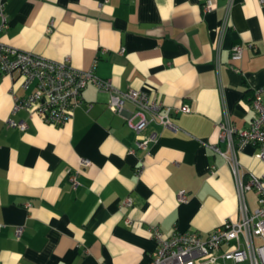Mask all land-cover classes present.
<instances>
[{
	"label": "crops",
	"instance_id": "0c3cea01",
	"mask_svg": "<svg viewBox=\"0 0 264 264\" xmlns=\"http://www.w3.org/2000/svg\"><path fill=\"white\" fill-rule=\"evenodd\" d=\"M207 1L5 0L2 43L52 61L67 58L120 90L141 89L190 111L171 114L177 131L149 122L141 151L126 124L133 106L110 112L108 94L92 82L73 117L57 126L12 112L14 97L35 85L23 88L19 74L0 72V264H148L156 248L151 226L165 236L205 238L238 218L230 166L205 143L225 152L218 123L228 119L240 130L254 116L252 90L264 86V5L210 0L205 10ZM235 46L242 55L233 61ZM8 119L27 126H7ZM257 154L252 145L236 153L243 181L264 172ZM180 191L186 202L178 201ZM245 197L252 211L256 194Z\"/></svg>",
	"mask_w": 264,
	"mask_h": 264
},
{
	"label": "built area",
	"instance_id": "2783aa9c",
	"mask_svg": "<svg viewBox=\"0 0 264 264\" xmlns=\"http://www.w3.org/2000/svg\"><path fill=\"white\" fill-rule=\"evenodd\" d=\"M257 2L264 5V0ZM4 5L5 0H0V31L6 27L7 22ZM204 8H211L210 0L205 3ZM231 51L233 61L241 58V46H235ZM0 72L19 74L23 88H27L32 82L35 85L27 96L21 99L14 97L12 112L25 110L57 126L73 117L74 110L82 103V92L87 82H92L99 90L108 94L107 108L110 112L121 114L126 104L133 106L134 110L126 118V124L135 133V149L141 151L147 149L149 142V137L142 133L149 122L177 131L171 114L190 111L186 104L174 108L166 106L150 98L141 89L120 90L111 80L95 76L92 70L75 69L67 58L52 61L1 41ZM251 108L254 116L244 129L239 130L228 119L218 123V140L226 142L225 152L220 151L216 144L205 143L230 166L236 182L238 218L224 221L208 232L205 238L198 232H175L165 236L156 225L151 226L149 231L156 248L148 264H215L220 259L231 260L234 264H264V172L259 175L250 173L248 179L243 181L236 156L242 148L252 145L258 149L257 156L264 163V86L252 90ZM6 125L20 130L27 126L23 121L16 122L12 119H8ZM81 164L88 166L90 162L81 159ZM68 180L73 188L77 186L76 174L69 173ZM248 191H254L257 197V206L252 211L245 197ZM177 198L180 202H186L187 194L180 191ZM123 203L131 205V199L126 198ZM1 228L2 224L0 230ZM22 229L16 228L18 236ZM256 240H259L258 244ZM223 246L225 249L220 252Z\"/></svg>",
	"mask_w": 264,
	"mask_h": 264
},
{
	"label": "rangeland",
	"instance_id": "374dc122",
	"mask_svg": "<svg viewBox=\"0 0 264 264\" xmlns=\"http://www.w3.org/2000/svg\"><path fill=\"white\" fill-rule=\"evenodd\" d=\"M256 243L258 244L259 243V240H256Z\"/></svg>",
	"mask_w": 264,
	"mask_h": 264
}]
</instances>
